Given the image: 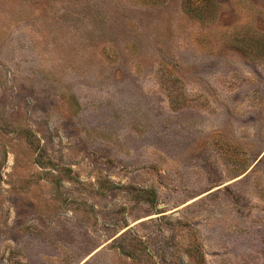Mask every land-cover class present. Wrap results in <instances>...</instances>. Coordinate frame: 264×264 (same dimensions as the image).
Masks as SVG:
<instances>
[{
    "label": "rangeland",
    "instance_id": "rangeland-1",
    "mask_svg": "<svg viewBox=\"0 0 264 264\" xmlns=\"http://www.w3.org/2000/svg\"><path fill=\"white\" fill-rule=\"evenodd\" d=\"M0 264H264V0H0Z\"/></svg>",
    "mask_w": 264,
    "mask_h": 264
}]
</instances>
